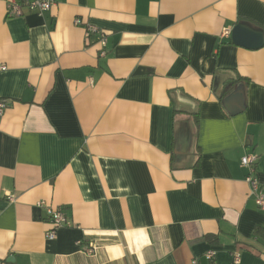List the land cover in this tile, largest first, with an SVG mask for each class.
Masks as SVG:
<instances>
[{"label":"crops","instance_id":"crops-1","mask_svg":"<svg viewBox=\"0 0 264 264\" xmlns=\"http://www.w3.org/2000/svg\"><path fill=\"white\" fill-rule=\"evenodd\" d=\"M8 1L0 264H264L240 164L256 156L264 197V45L230 39L238 23L264 36V0H53L7 18ZM75 18L108 34L105 57ZM38 202L66 218L51 240Z\"/></svg>","mask_w":264,"mask_h":264},{"label":"built area","instance_id":"built-area-1","mask_svg":"<svg viewBox=\"0 0 264 264\" xmlns=\"http://www.w3.org/2000/svg\"><path fill=\"white\" fill-rule=\"evenodd\" d=\"M53 6V0H30L27 2L19 3L17 0H9L6 5V17L12 18V17H19L22 15V10L25 8L27 11L35 13L38 16H42ZM73 24L75 26H82L84 30V36L86 40H88L91 36H95L97 39V45H98V57H105L107 50V37L108 34L89 23H83L81 19L75 18L73 21ZM7 105L4 101L0 100V117L4 114V111L6 110ZM256 156L253 154H246L240 159V164L242 167H245L248 169V175L245 179V181L250 186L251 193L255 196V202L257 206L261 209H264V197L258 192V185L254 178V166L256 163ZM38 205H44V202H38ZM45 212L47 216V223L49 225V229L44 234V238L46 240H51L55 238L56 230L68 225L66 218L64 217L63 213L60 210H53L49 208L48 206H45ZM86 254L93 255L95 253V247L94 245H91L87 247L84 251ZM214 256V253L212 251H208L204 254V258L208 261H211ZM232 262L233 264H238L239 262V254L235 253L232 256ZM192 264H196V262H193Z\"/></svg>","mask_w":264,"mask_h":264},{"label":"water","instance_id":"water-1","mask_svg":"<svg viewBox=\"0 0 264 264\" xmlns=\"http://www.w3.org/2000/svg\"><path fill=\"white\" fill-rule=\"evenodd\" d=\"M230 39L234 44L257 49L264 45V36L260 30H253L243 23H238L231 29Z\"/></svg>","mask_w":264,"mask_h":264},{"label":"trees","instance_id":"trees-1","mask_svg":"<svg viewBox=\"0 0 264 264\" xmlns=\"http://www.w3.org/2000/svg\"><path fill=\"white\" fill-rule=\"evenodd\" d=\"M230 83H232V82H229V83H227V84H230ZM226 87H227V85H226Z\"/></svg>","mask_w":264,"mask_h":264}]
</instances>
